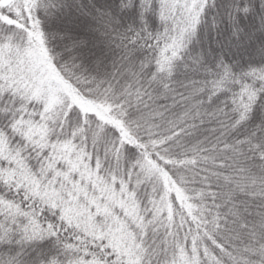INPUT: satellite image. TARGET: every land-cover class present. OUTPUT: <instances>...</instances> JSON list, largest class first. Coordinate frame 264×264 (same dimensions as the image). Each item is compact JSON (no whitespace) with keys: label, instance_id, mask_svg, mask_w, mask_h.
<instances>
[{"label":"snow or ice","instance_id":"1","mask_svg":"<svg viewBox=\"0 0 264 264\" xmlns=\"http://www.w3.org/2000/svg\"><path fill=\"white\" fill-rule=\"evenodd\" d=\"M0 264H264V0H0Z\"/></svg>","mask_w":264,"mask_h":264}]
</instances>
